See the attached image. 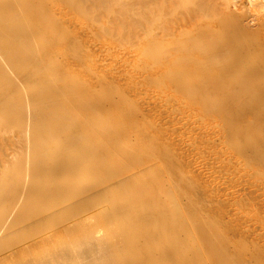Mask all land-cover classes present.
Segmentation results:
<instances>
[{
	"label": "rangeland",
	"instance_id": "374dc122",
	"mask_svg": "<svg viewBox=\"0 0 264 264\" xmlns=\"http://www.w3.org/2000/svg\"><path fill=\"white\" fill-rule=\"evenodd\" d=\"M48 1L43 7L61 25L38 45L49 57L8 66L0 81V99L21 113L4 119L0 105V166L19 157L27 185L34 157L54 166L64 154L50 140L35 145L33 135L48 131L33 116L43 87L70 82L82 101L60 134L79 135L80 145L87 138L94 158L115 160L108 170L85 167L82 185L71 180L77 198L87 200V184L101 191L97 184L114 169L102 188L133 196L128 220L115 216L109 197L88 203L84 216L98 210L107 237L128 223L150 232L148 245L139 236L133 250L113 249L110 262L142 263L163 251L191 264H264V0ZM101 3L115 6L108 12ZM83 117L97 128H84ZM136 183H149L158 201L143 206ZM16 210L6 212L0 235ZM12 231L0 264L19 263L24 246L19 227Z\"/></svg>",
	"mask_w": 264,
	"mask_h": 264
},
{
	"label": "bare ground",
	"instance_id": "6f19581e",
	"mask_svg": "<svg viewBox=\"0 0 264 264\" xmlns=\"http://www.w3.org/2000/svg\"><path fill=\"white\" fill-rule=\"evenodd\" d=\"M42 1L0 0V81L7 78L8 66L15 70L19 64L49 57L48 51L40 50L38 45L56 35L58 22L50 18L52 12L49 13L50 10L43 7L46 5ZM118 1L121 0L114 3L117 5ZM51 2L54 4V1ZM112 5L102 4L104 7H110L108 12ZM141 9L145 11L144 8ZM45 44L48 45V42ZM69 83L63 82L64 86L60 88L43 87L40 107L35 110L33 116V125L46 127L48 131L47 138L33 135L35 145L44 147L50 140L55 146L62 145L64 154L56 157V162L52 164L54 166L34 157L30 162L28 175L31 179L27 185L23 182L27 173L22 172L23 165L19 157L11 162L8 160L7 163H1L0 166V222L11 207L17 206L10 225L0 235V253L12 246V230L19 227V246L24 247L19 250L18 264H116L109 260L113 249L124 247L133 250L139 236L143 237L145 245L150 241V232L142 230L139 224L128 223L115 237H107L106 220L98 210L95 209L92 214L84 216L83 211L88 207V203L95 206L104 197H109L115 206V216L128 220L133 207V196L131 199L116 198L111 190L102 188L109 176L117 173L114 169L106 172L104 179L97 184L101 191L94 189L95 184H87L84 185L85 188H81L88 194L87 200L77 198L75 192L78 188L70 181L74 180L76 185H82L85 167L96 165L108 170L115 166V160L101 161L94 158L90 153L91 141L87 138L80 145L79 135L67 138L60 134L65 124L64 118L71 119V123L76 122L75 107L82 101L81 94ZM0 105L5 110L4 119L21 120V113L13 100L3 97L0 99ZM82 125L89 130L98 126L91 117H83ZM134 198H142L143 206H147V202L149 205L156 203L159 194L149 183H136ZM56 202L71 203V208L57 206ZM164 227L167 228L163 225L162 228ZM212 248L217 253L219 247L214 244ZM150 254L151 251L149 258L135 264H191L189 260L183 259L179 252L170 256L163 251ZM12 259L14 260V257Z\"/></svg>",
	"mask_w": 264,
	"mask_h": 264
}]
</instances>
